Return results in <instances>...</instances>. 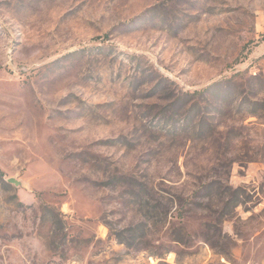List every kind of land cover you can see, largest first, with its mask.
I'll use <instances>...</instances> for the list:
<instances>
[{
  "label": "rangeland",
  "instance_id": "1",
  "mask_svg": "<svg viewBox=\"0 0 264 264\" xmlns=\"http://www.w3.org/2000/svg\"><path fill=\"white\" fill-rule=\"evenodd\" d=\"M0 264H264V0H0Z\"/></svg>",
  "mask_w": 264,
  "mask_h": 264
},
{
  "label": "trees",
  "instance_id": "2",
  "mask_svg": "<svg viewBox=\"0 0 264 264\" xmlns=\"http://www.w3.org/2000/svg\"><path fill=\"white\" fill-rule=\"evenodd\" d=\"M206 92V91H205ZM205 92H201V93H195V94H193L194 96H199V95H203V94H205ZM192 95V96H193ZM233 200H231L233 203H234V207H238V205H239V203H240V201H239V192L238 191H236L233 195Z\"/></svg>",
  "mask_w": 264,
  "mask_h": 264
},
{
  "label": "water",
  "instance_id": "3",
  "mask_svg": "<svg viewBox=\"0 0 264 264\" xmlns=\"http://www.w3.org/2000/svg\"><path fill=\"white\" fill-rule=\"evenodd\" d=\"M9 182L18 185V182L16 180H14V179H10Z\"/></svg>",
  "mask_w": 264,
  "mask_h": 264
}]
</instances>
